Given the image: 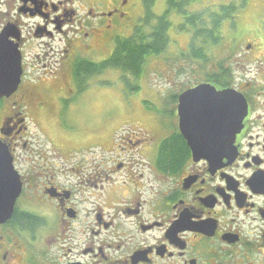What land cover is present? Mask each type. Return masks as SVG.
<instances>
[{
	"label": "flooded vegetation",
	"instance_id": "1",
	"mask_svg": "<svg viewBox=\"0 0 264 264\" xmlns=\"http://www.w3.org/2000/svg\"><path fill=\"white\" fill-rule=\"evenodd\" d=\"M162 1L153 15H163ZM141 2L0 0V37L18 46L23 70L17 91L0 98V143L14 170L0 181V209L12 206L0 264H264V9L259 28L253 16L248 33L228 29L210 75L178 74L164 61L158 75L127 80L133 106L107 114L90 96L104 73L80 67L132 33ZM201 85L245 102L231 153L197 158L190 148L188 137L230 140L228 116L215 115L208 133L182 110L181 97ZM86 97L105 120L95 144L91 129L73 139L56 126ZM174 146L184 149L176 162Z\"/></svg>",
	"mask_w": 264,
	"mask_h": 264
},
{
	"label": "rangeland",
	"instance_id": "2",
	"mask_svg": "<svg viewBox=\"0 0 264 264\" xmlns=\"http://www.w3.org/2000/svg\"><path fill=\"white\" fill-rule=\"evenodd\" d=\"M136 3H140V0H136ZM233 4L236 11L233 13V19H227L223 22V26L225 27L221 32L222 37L227 33L226 29L227 26L230 29L228 35L235 33L238 28L240 29L238 33L245 34L248 33V28L250 27V23L252 17L254 16L253 23L256 25L257 28L260 27V23H262V15L260 14L261 10L264 9V0H200L196 4H193L192 10L202 11L203 8H210L213 13H218L221 10L222 6H228ZM163 8L165 7L164 0H163ZM263 7V8H262ZM208 10V9H207ZM222 12V10H221ZM138 16V15H137ZM140 16L137 17V25L140 22ZM238 17V18H236ZM171 21L174 24H178L179 18L177 15H173ZM177 27V26H176ZM175 27V30L169 32V36L171 37V42L169 44L168 50L161 56L149 59L146 69L142 77L154 76L159 74V69L163 68V62L167 61L168 63L171 62L173 64V70L177 71L178 74H184L187 76H200L205 77V74L210 72L211 66L215 63L216 59L221 58L224 54H226V48H224V39L220 41L218 46H214L212 44H206L204 47V54L205 59H194L188 55L189 51V35L184 33L183 35L178 32V29ZM174 32V33H173ZM130 34L127 32H123L121 38L129 37ZM221 37V36H220ZM247 39H252V35L249 34ZM204 40V39H203ZM199 43V41H198ZM201 43V42H200ZM105 52H108V48L105 49ZM111 54L105 56L101 55L100 57H95L94 61H104L106 60ZM214 55L216 59H214ZM184 63V67L182 66ZM241 64V63H240ZM242 65V64H241ZM178 66V68H177ZM239 68L242 66H238ZM170 73L164 72L163 75H169ZM176 75V74H175ZM141 77V78H142ZM103 83L100 85L99 90L94 89V91L99 92L98 94H91L90 96H94L100 102V107L102 110L108 113H113L118 109H122L125 107L133 106V102L130 99H133L135 94H132L131 87L126 85L125 79L129 80L130 86L134 87L133 85H137L136 80L130 79V77L122 74L118 71L112 72H105L104 76H102ZM138 81V80H137ZM92 93V92H91ZM89 95V93L87 94ZM97 101V100H96ZM85 104H78L79 110L76 112H70L64 117L61 116L57 121L56 126H62V131L58 128L59 135L69 138L77 134L85 135L88 131L87 129H91L90 135L87 139V142L91 144H95L98 140V129L99 124L104 123V118L99 117L97 114H92L91 111H94V106L92 102L89 100V97L84 99ZM135 106H138L135 104ZM35 125L31 126V133L33 134L34 139H43L36 135L38 131ZM87 136V135H86ZM42 142V140H41Z\"/></svg>",
	"mask_w": 264,
	"mask_h": 264
},
{
	"label": "trees",
	"instance_id": "3",
	"mask_svg": "<svg viewBox=\"0 0 264 264\" xmlns=\"http://www.w3.org/2000/svg\"><path fill=\"white\" fill-rule=\"evenodd\" d=\"M198 1L200 0H164L165 7L163 10L165 11L163 15L155 16L151 10L154 9L158 0H142L141 6L144 14H141L142 18L139 19V25L133 27L132 33L123 31L129 33L130 36L120 38L115 44L107 47L108 52H105V56L111 55L106 60L98 64L84 62L80 67V75L85 74L92 77L107 71L112 73L118 71L139 81L149 59L159 57L168 50L171 42L169 32L175 30L176 26L180 34L189 35L188 55L196 60H204L205 45L218 46L220 44L223 34L221 31L225 28L222 27L223 22L229 18L233 19L232 15L236 9L231 4L222 6V12L220 10L217 14L213 13L210 8H203L202 11L192 10L193 4L197 5ZM173 15L178 16V24L171 21ZM228 29L227 26L226 31ZM83 71L85 73H82ZM206 75H210V72ZM125 83L129 85L126 79ZM183 151L184 149L180 146H174L173 152L167 153L168 159L176 162L182 156Z\"/></svg>",
	"mask_w": 264,
	"mask_h": 264
},
{
	"label": "water",
	"instance_id": "4",
	"mask_svg": "<svg viewBox=\"0 0 264 264\" xmlns=\"http://www.w3.org/2000/svg\"><path fill=\"white\" fill-rule=\"evenodd\" d=\"M22 59L21 53L17 45L8 42L6 38L0 37V98L8 97L17 91L22 78ZM182 110L184 108H192L186 116L190 115L201 117L202 124L207 129H202V132L211 133L215 128H211L214 122L215 115H226L229 118L228 130L230 140L226 144L212 145H197L195 138L191 140L188 137L190 148L194 156L199 158L204 155H215L216 153L226 152L231 153L233 150V142L236 134L241 129L242 120L246 114V106L244 100L233 90L217 92L210 85H201L197 88L188 91L181 97L180 100ZM228 103V106L223 107L222 104ZM219 122V121H218ZM222 128L218 127L217 131ZM200 132V131H198ZM185 133V132H183ZM0 167L5 175H0V181L12 179L14 170L11 165V159L0 143ZM1 193V191H0ZM1 198V196H0ZM4 202L0 199V204ZM2 207V205H0ZM12 206L10 210L0 209V225L4 224L11 218Z\"/></svg>",
	"mask_w": 264,
	"mask_h": 264
}]
</instances>
